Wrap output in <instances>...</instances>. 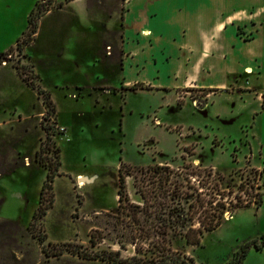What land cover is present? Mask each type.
Masks as SVG:
<instances>
[{"label":"rangeland","instance_id":"rangeland-1","mask_svg":"<svg viewBox=\"0 0 264 264\" xmlns=\"http://www.w3.org/2000/svg\"><path fill=\"white\" fill-rule=\"evenodd\" d=\"M36 1L0 0V264H110L68 252L48 256L42 245L64 249L62 244L74 242L83 250L92 248L90 232L98 229L107 234L104 215H96L116 210L121 164L129 173L126 191L135 201L139 200L134 185L137 168L157 163L211 168L213 174L224 176L221 186L225 192L236 190L242 181L261 191L264 178L260 169L254 175L249 172L251 166L256 168L251 150L253 114H249L257 106L254 90L240 94L231 75L226 77L228 86L214 88L207 95L200 88H174L181 81L174 75L176 69L186 65L185 55L175 49L168 53L139 51L134 59L127 58L126 78L141 82L134 87L120 86L117 45L124 0H80L64 13L44 18L35 42L19 52L16 42L23 36L27 14ZM39 1L46 4L47 0ZM58 1L53 0L50 9L59 7ZM85 6L98 15L100 45L96 55V41L80 30L90 24ZM10 47L14 49L8 50ZM190 60L189 54L188 65ZM14 63L21 68L33 64L39 74L36 82L50 91L56 106L59 127L53 131L65 127L63 133L54 135L61 162L52 182L54 201L35 222V231L30 223L48 172L34 159L45 138L40 124L45 107L42 95L26 85ZM203 64L204 68L214 65L215 71H201L198 82L223 79L217 71L222 68L219 61L205 59ZM26 74L34 81L28 69ZM152 78L151 86L143 84ZM246 78L247 86L259 87L254 76H242L241 82L246 83ZM43 122L54 124L52 118ZM43 154L48 159L53 155ZM39 233L46 236L43 244L36 236ZM262 233L264 194L258 207L239 208L232 215L226 210L221 224L205 232L199 246L183 248L184 241L179 239L173 244L185 249L196 264H224L244 242ZM109 238L93 249L116 250L118 246ZM130 253L131 247L122 250V255Z\"/></svg>","mask_w":264,"mask_h":264},{"label":"trees","instance_id":"trees-1","mask_svg":"<svg viewBox=\"0 0 264 264\" xmlns=\"http://www.w3.org/2000/svg\"><path fill=\"white\" fill-rule=\"evenodd\" d=\"M63 3L60 1L58 6ZM52 5L53 0H47L46 4L45 1L35 2L27 15L23 36L16 42V49L19 52L34 40L39 18ZM12 49L14 48L10 47L8 50ZM26 57L30 60L29 54ZM1 62L0 58V64ZM13 66L26 85L36 88L42 95V103L45 107V115L40 122L45 131V138L41 140L39 149L35 151L34 159L47 168L48 172L40 189L39 205L32 214L30 223V229L35 231L33 229L35 222L41 219L54 201L52 182L59 174L61 164L60 148L55 142L54 135L63 133L65 127H61L56 133L55 130L53 131V127H59L56 106L53 104L50 91L36 82L39 80V74L34 72L33 64L29 67L22 65V68L18 63H14ZM27 69L34 77V81L28 80ZM200 89L207 91L205 95L212 91L210 88ZM47 118H52L54 124H45L43 120ZM44 152H51L53 155L48 159L46 155L44 156ZM258 170L251 166L249 172L254 175ZM258 172L264 178L262 169ZM126 175H129L126 173V165L121 164L118 169L116 210L101 211L96 215V217L104 215L102 224L107 234L101 233L98 229L90 232L88 238L92 248L86 246L82 250L80 243L67 242L62 244L66 246L64 249L42 245L43 252L48 256H59L68 252L79 258L97 259L110 264H196L194 258L188 255L185 249L174 247L173 240H183V248L186 245L199 246L204 233L216 229L221 224L226 210L232 215L239 208L250 205L258 207L264 194V187L260 191V187L256 188L248 181L240 182L236 190L225 192L226 190L221 186L224 176L215 175L211 168L201 165L184 163L181 167L174 168L168 163H157L137 168L134 185L139 200L135 201L126 191ZM245 183L247 186L244 185ZM227 204L230 207H227ZM36 236L43 244L45 234L39 233ZM108 237L118 246L116 250L93 249ZM263 246L264 233L244 242L234 252L232 261L224 264H242L244 256L252 247L261 249ZM128 247H131V253L122 255V250H127Z\"/></svg>","mask_w":264,"mask_h":264},{"label":"crops","instance_id":"crops-1","mask_svg":"<svg viewBox=\"0 0 264 264\" xmlns=\"http://www.w3.org/2000/svg\"><path fill=\"white\" fill-rule=\"evenodd\" d=\"M60 1L64 2L61 6L52 7L39 18L35 38L44 18L64 13L80 0ZM85 11L90 16V24L88 29L80 30L91 34L96 41L93 43L96 55L100 45L98 15L90 13L86 6ZM121 18L117 47L121 54L120 86L123 88L134 87L141 82L137 78H126L127 58L134 59L139 51L146 50L150 54L153 49L162 53L175 49V53L185 55L186 65L176 69L174 75L181 81L174 88H225L230 84L226 77L231 75L235 79L234 89L240 94L254 90L257 106L249 113L253 114L252 162L264 173V0H124ZM93 19H96V25ZM189 54L192 61L188 65ZM205 59L221 63L222 68H217L223 78L220 82L197 81L201 71H215L214 65L207 64L204 68L202 63ZM242 76H254L259 80V87L247 86L248 79L243 83L240 80ZM152 80L154 78L143 84L151 86ZM70 94L74 95L73 92ZM242 264H264V246L261 249L252 247Z\"/></svg>","mask_w":264,"mask_h":264},{"label":"bare ground","instance_id":"bare-ground-1","mask_svg":"<svg viewBox=\"0 0 264 264\" xmlns=\"http://www.w3.org/2000/svg\"><path fill=\"white\" fill-rule=\"evenodd\" d=\"M79 178H80V176H79ZM79 184H81V185H82V183H81V182H79Z\"/></svg>","mask_w":264,"mask_h":264}]
</instances>
